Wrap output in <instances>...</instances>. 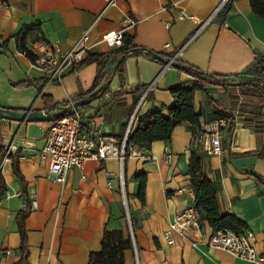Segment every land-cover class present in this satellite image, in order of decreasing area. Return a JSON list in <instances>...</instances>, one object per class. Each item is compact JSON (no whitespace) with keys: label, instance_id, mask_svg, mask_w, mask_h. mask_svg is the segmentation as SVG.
<instances>
[{"label":"crops","instance_id":"obj_1","mask_svg":"<svg viewBox=\"0 0 264 264\" xmlns=\"http://www.w3.org/2000/svg\"><path fill=\"white\" fill-rule=\"evenodd\" d=\"M108 1L0 0V106L45 111L41 94L49 103L69 101L91 88L97 72L92 63L68 70L53 83L45 82L47 73L35 68L19 48L18 35L24 25L40 24V31L25 38L28 51L45 42L55 54L66 52L85 32L88 44L96 42L90 51L106 52L110 49L97 41L104 32L121 28L129 15L136 24L125 35L133 38L134 45L173 54L175 63L206 73L233 76L256 57L264 58V19L252 12L249 0H233L223 20L220 14L209 20L220 0ZM202 24L204 27L188 41ZM123 66V88L114 71L104 95L78 109L82 128L98 131L117 148L133 115L135 130L146 112L171 105L169 87L189 79L186 73L143 56L127 54ZM153 82L149 97L143 93L136 102L134 90L140 86L146 90ZM214 92L212 97L217 98ZM193 108L195 112L202 110L201 127L207 132L212 116L201 91L193 95ZM46 128H40L41 135L28 134L27 123L0 119V144L7 152L0 163L6 184L0 201V264H17L20 259L16 215L26 208L23 187L31 203L25 219L27 264H87L89 254L100 250L105 229L121 230L129 236L128 220L134 246L125 251V264H250L222 248L202 243L213 232L206 221L198 229L173 233L171 245L162 238L175 215L193 207L188 175L193 126L189 123L176 126L169 140L138 149L140 156L131 153L122 168L114 154L103 160L89 159L82 168L69 170L64 185L56 183L47 164L39 161ZM208 142L202 136L204 152ZM259 144L251 130L236 122L223 141V153H205L204 164L208 178L217 185L221 213H231L243 222L244 229L254 234L258 252H264V186H257L251 175L256 173L264 180ZM9 154H18L23 183L13 173ZM139 171L146 173L143 203L134 196L137 184L133 177ZM120 174L124 194L119 189Z\"/></svg>","mask_w":264,"mask_h":264},{"label":"trees","instance_id":"obj_2","mask_svg":"<svg viewBox=\"0 0 264 264\" xmlns=\"http://www.w3.org/2000/svg\"><path fill=\"white\" fill-rule=\"evenodd\" d=\"M252 12L259 18L264 19V0H249ZM230 8V4L225 6L220 13L223 20ZM33 31H40V24L29 26L24 25L18 35L19 48L24 51L31 59L34 55L26 50L24 41L27 35ZM154 52L148 48L133 44V38L125 35L122 46L110 49L106 52L87 51L85 57L77 64L73 65L70 71H76L88 64H96L97 72L91 88L85 93H79L73 96L69 101L49 103L45 98L46 112L55 114L64 112L68 109L70 102L75 103L84 98L92 91L99 88L102 84L108 82L112 72H118L120 87L125 85V73L123 60L127 54L136 57L143 56L157 61L151 56ZM156 53V52H155ZM166 60H171L173 54L159 53ZM175 62V59L173 60ZM178 69L186 73L189 79H186L174 86L169 87L172 96L171 105L159 109L149 110L142 116L135 130L128 134L125 141V158L130 155L134 149L150 148L155 141H166L171 138L173 129L186 122L193 126V137L201 136L206 131L201 127L202 110L195 112L193 108V95L195 91H201L205 95V102L211 110V122L220 118H225L228 122L226 136L233 131L236 122H241L244 128L251 130L261 143L259 156H264V65L263 58L256 57L254 61L241 73L233 76H222L203 72L193 66L185 63L176 62ZM47 82V79L44 80ZM51 81L50 83H53ZM17 85V84H16ZM19 86L23 85L18 84ZM107 89V88H106ZM211 90L217 92V98L212 97ZM145 91L144 86L134 90L135 101L137 102ZM106 90L97 94L92 101L102 97ZM148 93L145 98H148ZM135 102V103H136ZM77 107L82 108L85 107ZM166 110V114L162 111ZM233 113H236L234 116ZM227 137L223 140L227 141ZM188 161V175L190 185L193 191V207L201 214V223L206 221L213 231L221 229H231L240 233L245 224L238 220L231 213H221L217 202V185L211 181L205 170V152L200 147V142L193 144ZM6 154L3 144H0V163ZM12 159V170L14 175L23 183V177L18 166V154L8 155ZM257 186H264V180L256 173H251ZM137 184V190L134 194L142 203L144 202V189L146 183V173L137 172L133 177ZM6 184L3 175L0 172V201L4 196ZM23 198L26 208L16 215V223L20 237V259L17 264H27L28 247L27 234L25 229V219L29 216L31 203L27 198L25 188L23 187ZM101 248L97 252H91L88 256L87 264H125L124 253L133 248V242L129 236L125 237L121 230H107L102 233Z\"/></svg>","mask_w":264,"mask_h":264},{"label":"built area","instance_id":"obj_3","mask_svg":"<svg viewBox=\"0 0 264 264\" xmlns=\"http://www.w3.org/2000/svg\"><path fill=\"white\" fill-rule=\"evenodd\" d=\"M112 1L109 0L108 3ZM232 1L220 0L209 20L219 15L223 8ZM135 24L134 18L128 15L124 18V24L121 28L104 32L97 43H104L109 49L118 48L123 44L126 30L135 26ZM203 27L204 24L194 32L188 41L192 40ZM87 40L88 36L84 32L69 50L60 54H55L51 45L39 42L31 50L34 55L31 62L35 68L47 73V82L55 79L59 80L73 65L82 60L87 51L96 46V42L88 44ZM153 86L154 82L145 90L144 96ZM57 113V118L49 122L44 130V144L39 151L40 163L47 164L48 171L56 183L64 185L69 170L82 168L89 159L103 160L114 154L117 156L122 168L125 159V141L128 134L133 131L132 122L134 115L127 124L120 147L117 148L112 145V142L101 136L98 131L91 130L87 132L82 128V115L78 108L73 106L72 102H70L66 111ZM233 115L235 116L236 113H233ZM227 124L228 122L225 118L213 120L209 124L210 127L206 134L192 137L193 144L201 142L202 136H204L209 140L205 147V153L208 155H221L223 153V140L226 137ZM131 153L140 156L138 149L132 150ZM119 189L124 194L122 174L119 176ZM200 217V212L194 207L179 211L169 223L168 229L162 234V238L167 244H173L172 234H184L187 230L198 229L201 223ZM128 227L129 237L133 242V232L129 220ZM201 242L209 247L222 248L235 258L250 264L264 262V252H258L255 245V236L247 229H243L240 233L231 229L213 231L208 237L203 238Z\"/></svg>","mask_w":264,"mask_h":264},{"label":"water","instance_id":"obj_4","mask_svg":"<svg viewBox=\"0 0 264 264\" xmlns=\"http://www.w3.org/2000/svg\"><path fill=\"white\" fill-rule=\"evenodd\" d=\"M151 56L156 60L162 62L165 65H170L174 68L178 67V64L175 63L173 60H166L163 58L159 53L152 52ZM108 82L102 84L99 88L92 91L90 94L85 96L84 98L78 100L77 102L73 103L74 107H80L87 105L92 101V98L99 93H102L106 90L108 86ZM58 113L50 115L49 112L43 110H35L30 107L27 110H15L11 108H5L0 106V119L8 120L11 122H18V123H34V122H51L53 119L57 118Z\"/></svg>","mask_w":264,"mask_h":264},{"label":"rangeland","instance_id":"obj_5","mask_svg":"<svg viewBox=\"0 0 264 264\" xmlns=\"http://www.w3.org/2000/svg\"><path fill=\"white\" fill-rule=\"evenodd\" d=\"M211 93H215L214 90L211 91ZM28 124V134H30L31 132H33V134L35 135H41L42 134V130L40 128H45L47 127V125L49 124V122H41V123H38V122H32V123H27ZM30 124H37V127L35 125H30ZM38 125H40L41 127H38ZM35 126V127H33Z\"/></svg>","mask_w":264,"mask_h":264}]
</instances>
